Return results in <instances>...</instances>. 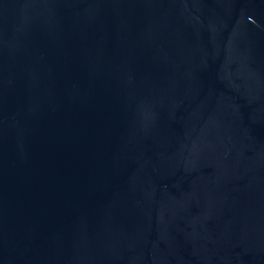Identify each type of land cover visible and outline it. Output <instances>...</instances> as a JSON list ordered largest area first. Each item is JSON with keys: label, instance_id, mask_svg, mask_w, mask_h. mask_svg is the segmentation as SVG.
<instances>
[{"label": "water", "instance_id": "95a60500", "mask_svg": "<svg viewBox=\"0 0 264 264\" xmlns=\"http://www.w3.org/2000/svg\"><path fill=\"white\" fill-rule=\"evenodd\" d=\"M0 264H264V0H0Z\"/></svg>", "mask_w": 264, "mask_h": 264}]
</instances>
